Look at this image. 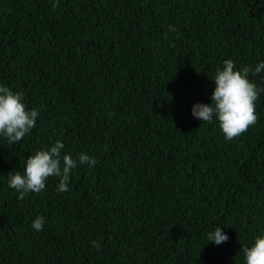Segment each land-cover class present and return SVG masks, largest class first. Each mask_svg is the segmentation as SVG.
<instances>
[{"label": "trees", "instance_id": "obj_1", "mask_svg": "<svg viewBox=\"0 0 264 264\" xmlns=\"http://www.w3.org/2000/svg\"><path fill=\"white\" fill-rule=\"evenodd\" d=\"M55 3L0 0V86L39 113L20 142L0 135V264H245L264 236V91L232 141L192 108L224 61L264 62V0ZM248 79L264 89V70ZM57 141L96 165L19 200L8 174Z\"/></svg>", "mask_w": 264, "mask_h": 264}, {"label": "clouds", "instance_id": "obj_2", "mask_svg": "<svg viewBox=\"0 0 264 264\" xmlns=\"http://www.w3.org/2000/svg\"><path fill=\"white\" fill-rule=\"evenodd\" d=\"M59 6V0L53 7ZM171 31L176 29L170 26ZM235 64L232 60L224 61L223 69L217 70L214 78L215 89L211 95V104H195L192 108V115L203 121L212 123L215 118L225 135L227 141L238 138L246 133L250 126L257 123L255 102L259 93L264 89H258L248 79L249 73L258 75L264 70V62L259 63L255 69L242 67L235 71ZM23 101V94L13 92L6 86H0V135L7 139V142L15 144L23 140L35 126L38 116L37 110H27ZM63 143L57 141L50 148L37 151L26 160L23 173L17 171L8 174V187L19 193L18 199L23 200L28 193H40L46 187V181L50 177H58V192H68L70 172L78 165L87 164L94 167L97 163L94 157L87 154H80L77 159L69 155L61 156ZM45 223L44 218L38 217L32 224L35 231H42ZM207 239L210 243L221 245L228 241L229 237L224 234L222 228L216 227L208 233ZM92 246L97 251L100 245L92 241ZM245 264H264V236L255 239L254 245L242 248Z\"/></svg>", "mask_w": 264, "mask_h": 264}]
</instances>
